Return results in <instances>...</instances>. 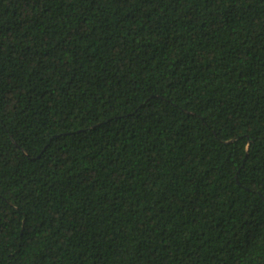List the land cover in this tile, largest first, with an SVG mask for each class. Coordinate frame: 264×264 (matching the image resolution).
<instances>
[{"label": "trees", "instance_id": "obj_1", "mask_svg": "<svg viewBox=\"0 0 264 264\" xmlns=\"http://www.w3.org/2000/svg\"><path fill=\"white\" fill-rule=\"evenodd\" d=\"M0 264H264V0H0Z\"/></svg>", "mask_w": 264, "mask_h": 264}]
</instances>
